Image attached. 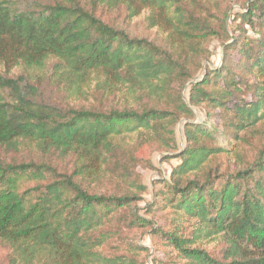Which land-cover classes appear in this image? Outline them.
<instances>
[{
	"label": "trees",
	"instance_id": "16d2710c",
	"mask_svg": "<svg viewBox=\"0 0 264 264\" xmlns=\"http://www.w3.org/2000/svg\"><path fill=\"white\" fill-rule=\"evenodd\" d=\"M142 148L180 160L159 225L136 209ZM147 224L166 264H264V0H0V245L14 264H136L121 249Z\"/></svg>",
	"mask_w": 264,
	"mask_h": 264
},
{
	"label": "rangeland",
	"instance_id": "374dc122",
	"mask_svg": "<svg viewBox=\"0 0 264 264\" xmlns=\"http://www.w3.org/2000/svg\"><path fill=\"white\" fill-rule=\"evenodd\" d=\"M238 4H234L227 12L226 22L228 25L229 34L232 32V27L238 23L235 16V12H238ZM105 20H110L118 27L126 29L131 35L137 36H147L151 37L150 32L146 31L143 25V16L136 17L132 20L124 18L123 13L119 14H105ZM248 34H251L250 32ZM209 50L211 51V57L209 61H205L203 67L206 65L209 67H216L221 63L222 57V43L219 39H213L210 41ZM197 75L196 78L190 82L195 81L200 78ZM187 86V84H186ZM185 89L182 90L184 93ZM192 119L193 122L206 121L205 113L203 107L194 106L192 107ZM185 119L179 120L176 124V141L175 146L177 148H182L184 146V136H183V124ZM208 124V123H207ZM220 144L230 148V141H226L223 138H219ZM137 155L144 160L143 165L147 166L149 163L150 167L139 166V172L141 174V182L145 186L146 190L141 194L140 199L136 202V209L140 217L146 218L149 222L148 224L159 225L162 223L166 211H161L157 208V205H149L154 201L153 194L161 187V181L167 180L172 168H174L178 163H180L179 158L175 157V151L168 152H157L151 151L148 148H142L138 151ZM147 226H139L136 228L134 234L131 231L128 232L130 240H133V245H137L138 248H132L128 245L121 249L125 254H129L128 257L136 264H155L160 262V264H166L168 258V248L164 245V240L162 237L152 236L153 233ZM214 243L204 242L202 243L207 249L214 247ZM123 253V254H124ZM0 264H14L9 258L8 248L2 247L0 245ZM31 264H45V262L35 261Z\"/></svg>",
	"mask_w": 264,
	"mask_h": 264
}]
</instances>
